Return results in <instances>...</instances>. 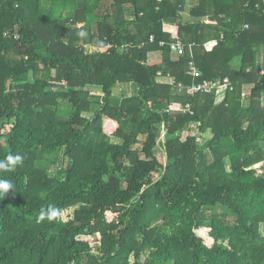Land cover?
I'll return each instance as SVG.
<instances>
[{"label": "trees", "instance_id": "1", "mask_svg": "<svg viewBox=\"0 0 264 264\" xmlns=\"http://www.w3.org/2000/svg\"><path fill=\"white\" fill-rule=\"evenodd\" d=\"M261 60L264 0H0V264H264Z\"/></svg>", "mask_w": 264, "mask_h": 264}, {"label": "rangeland", "instance_id": "2", "mask_svg": "<svg viewBox=\"0 0 264 264\" xmlns=\"http://www.w3.org/2000/svg\"><path fill=\"white\" fill-rule=\"evenodd\" d=\"M174 32H177V27H174L173 29ZM83 51L85 53H93L97 51L96 47H91V46H85L83 47ZM153 55V54H152ZM151 55V56H152ZM159 58L156 56L154 58H152L150 60V63L153 64H159L160 60H158ZM262 65L264 66V63H262ZM237 68V67H236ZM55 71H53V75L55 76ZM160 82L162 83H167L169 85L173 84V79L169 78V77H159ZM247 87L245 86V91H247ZM89 91L91 93V97H102L103 94L100 92L99 89H95V88H89ZM135 91V86L133 84H117L114 88H113V95L116 97H125V96H131L132 94H134ZM178 92V91H177ZM248 101H244L243 105L244 106H248ZM61 108H67V104L62 103L61 102ZM98 109V105H94L93 108L91 109V113H85V114H94V110ZM92 117V116H91ZM161 131V129H160ZM201 140V136L197 137V141ZM203 140H205V137L203 138ZM113 143H118L117 139H112ZM165 142H166V138L163 132L159 133V136L155 139V144L154 147L152 148V152H153V156L155 158V160L160 164V165H165L166 162V158H167V153H166V148H165ZM136 149L138 150H142V145L138 144L136 145ZM225 167L226 170L229 171L230 167H229V162L228 160H225ZM53 171V168L50 169L49 173ZM152 177L154 179H158L159 178V174L157 173H152ZM230 224H233L234 221L232 219H230Z\"/></svg>", "mask_w": 264, "mask_h": 264}, {"label": "built area", "instance_id": "3", "mask_svg": "<svg viewBox=\"0 0 264 264\" xmlns=\"http://www.w3.org/2000/svg\"><path fill=\"white\" fill-rule=\"evenodd\" d=\"M172 37L175 38L176 34H173ZM149 41L152 42L153 41L152 38H150ZM159 46L160 47L163 46V43H160ZM186 47L188 48L190 56L192 57V51H191L192 45L185 46L180 39H174V41H171L169 43V49H170L171 53L174 54L175 56L183 55L186 51ZM248 71L249 70L247 69L246 72H248ZM189 72H190L191 77L193 79L200 77V72L195 67L193 61L189 62ZM260 75H264V69L263 68H261V70H260ZM227 84H228V81L226 79L223 80V83H221L220 81H216V83L210 81V82H205L202 84H193V85L185 88V93L187 95H194L195 93L210 94L214 90L216 92H221L227 86ZM183 89H184V87L182 85L178 86L179 91H183ZM187 109H188V106H187Z\"/></svg>", "mask_w": 264, "mask_h": 264}, {"label": "clouds", "instance_id": "4", "mask_svg": "<svg viewBox=\"0 0 264 264\" xmlns=\"http://www.w3.org/2000/svg\"><path fill=\"white\" fill-rule=\"evenodd\" d=\"M79 36L84 37L85 32H79ZM23 162V158L16 154H8L5 159L0 160V171H10L14 166H17ZM14 185L7 179H0V195H5L13 189ZM61 216V209L49 205L46 209L41 208L39 216L37 217V222H43L47 219L49 222L56 221Z\"/></svg>", "mask_w": 264, "mask_h": 264}, {"label": "crops", "instance_id": "5", "mask_svg": "<svg viewBox=\"0 0 264 264\" xmlns=\"http://www.w3.org/2000/svg\"><path fill=\"white\" fill-rule=\"evenodd\" d=\"M176 32H173V34H175ZM173 36V35H172ZM153 54V55H152ZM152 55V56H151ZM158 57L159 59L158 60H161V53L159 52V51H157V52H151V53H149L148 54V60H147V62H148V64H152V63H150V60L152 59V58H154V57ZM264 63V60H261L260 61V63Z\"/></svg>", "mask_w": 264, "mask_h": 264}]
</instances>
